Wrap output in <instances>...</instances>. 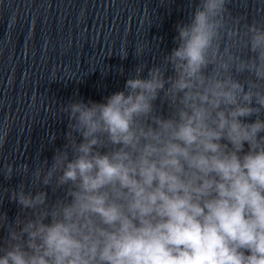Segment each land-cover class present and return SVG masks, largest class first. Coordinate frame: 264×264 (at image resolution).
<instances>
[{
    "label": "clouds",
    "instance_id": "obj_1",
    "mask_svg": "<svg viewBox=\"0 0 264 264\" xmlns=\"http://www.w3.org/2000/svg\"><path fill=\"white\" fill-rule=\"evenodd\" d=\"M230 4L199 0L147 78L61 109L66 143L30 173L55 198L10 191L0 264H264V22Z\"/></svg>",
    "mask_w": 264,
    "mask_h": 264
},
{
    "label": "water",
    "instance_id": "obj_2",
    "mask_svg": "<svg viewBox=\"0 0 264 264\" xmlns=\"http://www.w3.org/2000/svg\"><path fill=\"white\" fill-rule=\"evenodd\" d=\"M198 2L0 0V136L7 133L0 147V213L10 222L20 206L8 195L21 184L26 192L44 190L55 198L51 187H34L30 173L45 160L50 166L66 143L69 120L61 109L106 102L141 63L147 78L177 46L176 25L188 22ZM229 7L242 24L264 22V0H231ZM139 48L144 55H136ZM162 111L166 117L167 107ZM25 164L27 176L16 171ZM5 165L13 168L10 179Z\"/></svg>",
    "mask_w": 264,
    "mask_h": 264
}]
</instances>
